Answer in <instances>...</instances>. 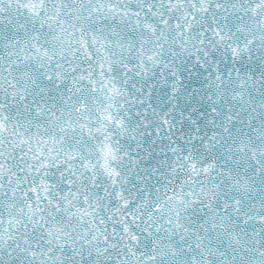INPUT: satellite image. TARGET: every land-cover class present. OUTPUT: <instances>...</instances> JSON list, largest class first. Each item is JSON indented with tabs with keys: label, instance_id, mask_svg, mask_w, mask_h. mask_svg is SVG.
Returning a JSON list of instances; mask_svg holds the SVG:
<instances>
[{
	"label": "snow or ice",
	"instance_id": "6c2138e0",
	"mask_svg": "<svg viewBox=\"0 0 264 264\" xmlns=\"http://www.w3.org/2000/svg\"><path fill=\"white\" fill-rule=\"evenodd\" d=\"M0 264H264V0H0Z\"/></svg>",
	"mask_w": 264,
	"mask_h": 264
}]
</instances>
